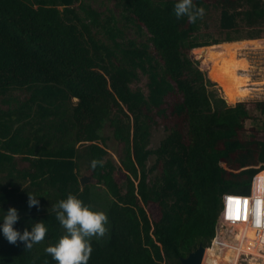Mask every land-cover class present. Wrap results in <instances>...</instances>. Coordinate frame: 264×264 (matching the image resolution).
I'll return each mask as SVG.
<instances>
[{"label":"trees","instance_id":"16d2710c","mask_svg":"<svg viewBox=\"0 0 264 264\" xmlns=\"http://www.w3.org/2000/svg\"><path fill=\"white\" fill-rule=\"evenodd\" d=\"M113 1L100 11L83 0H0V264H57L45 249L65 234L53 206L69 194L108 216L88 264H182L199 244L202 264H233L210 246L222 196L248 193L264 170V124L246 127L264 118V100L228 104L252 95L241 74L250 64L239 56L235 72L234 49L261 47L239 40L264 38V0H193L204 10L195 22L176 17L179 0ZM214 14L223 38L208 32ZM205 46L200 68L191 51ZM160 125L166 136L151 148ZM93 159L104 166L93 170ZM82 169L96 183L82 187ZM11 207L21 233L44 221L42 242L8 243Z\"/></svg>","mask_w":264,"mask_h":264},{"label":"clouds","instance_id":"9594fccd","mask_svg":"<svg viewBox=\"0 0 264 264\" xmlns=\"http://www.w3.org/2000/svg\"><path fill=\"white\" fill-rule=\"evenodd\" d=\"M175 15L179 19L185 15L190 22H195L198 16H202L204 10L196 8L193 0H179L175 5ZM91 168L95 170L98 166H104L103 159H93ZM39 205L37 196L28 193V207ZM53 210L56 219L65 229L58 243L55 246H48L45 251L51 255L57 264H88L91 253L92 237H104L108 229V216L103 211L92 210L91 205H85L82 200L75 195L69 194L66 199L60 200ZM19 220L18 210L14 207L8 209L3 218L2 232L9 244L22 242L26 249H31L33 244L44 240L48 231L44 221L36 222L32 225L31 231L27 228L21 233L14 228Z\"/></svg>","mask_w":264,"mask_h":264},{"label":"built area","instance_id":"2783aa9c","mask_svg":"<svg viewBox=\"0 0 264 264\" xmlns=\"http://www.w3.org/2000/svg\"><path fill=\"white\" fill-rule=\"evenodd\" d=\"M250 231L254 233V239L249 238ZM234 233L236 236L232 237ZM214 245L225 252L236 253L239 262L240 259H249L254 264H264V170L253 176L248 193L222 196L210 247Z\"/></svg>","mask_w":264,"mask_h":264},{"label":"rangeland","instance_id":"374dc122","mask_svg":"<svg viewBox=\"0 0 264 264\" xmlns=\"http://www.w3.org/2000/svg\"><path fill=\"white\" fill-rule=\"evenodd\" d=\"M83 1L88 2L94 8H96L100 11H107V9H114V3H115L113 0H83ZM75 6L77 7L78 4L75 3ZM207 20L209 23L208 32H210L213 35H216V37L223 38L224 35H218V33H217V15L214 14V15L210 16ZM241 34H243V35L246 34V30H244ZM261 44L264 45V43H261ZM251 46H252L251 44L246 43L243 50H239V56L247 58V60L249 61V64H250L249 70L250 71L253 70L252 71L253 74L252 73H249V74L253 75L255 78L256 77H263L261 75H264V55H263L264 49H255V47H251ZM238 48H240V47H238ZM218 49H221V47H218ZM236 50H237V48L234 49V51H236ZM191 55H193V50L191 51ZM200 65H201V62L199 63V67H200ZM203 68L205 70V67H203ZM204 72L206 73V71H204ZM206 75H207V73H206ZM146 82H147V80L145 78H142L140 83H139V86H141L145 91H146ZM220 83L221 82L215 83L214 88H216L218 93L222 97H224L222 89L220 87L221 86ZM262 94L253 93L252 95H249L248 97L241 98V100H238L235 103H228V104L233 106L238 102L251 103V102H254L256 100H264V95H262ZM167 100H169L171 103L174 100V98L167 99ZM259 114H260V112H259ZM258 123L259 124H257V122L248 121L246 123V127L248 129H251L253 124L254 125L256 124L257 126H263L264 118L262 116L260 117ZM106 136L108 137L107 148L109 149L110 155L115 160V162L118 163L117 144L112 137V133L109 130L106 131ZM165 136H166V129L163 125H160V126L154 128L152 138H151L150 147L151 148L158 147L160 142L162 141V139H164ZM261 136L264 137V133H262ZM153 160H154L153 158L150 159L149 165H151L153 163ZM222 165L226 166L225 164H222ZM256 166H259V165L257 164ZM81 174H82V176H87V177L91 176V172L86 170V169H82ZM117 177L119 180H124L125 179L124 172H118ZM90 183H96V181L92 178H89L88 183H86V184H90ZM144 206H145L146 211H147L149 217L151 218V220H154L155 218H157L158 211L154 205H144ZM249 236H250L249 237L250 239H254V233L252 231H250ZM224 253L225 254H223V256H222L224 261H230L231 260V261H233V264H240V263L241 264H254V263H252V260H249V259H240V262H239V258H237V254L231 250H229L227 252L224 251ZM219 264H224V263L219 262Z\"/></svg>","mask_w":264,"mask_h":264},{"label":"water","instance_id":"95a60500","mask_svg":"<svg viewBox=\"0 0 264 264\" xmlns=\"http://www.w3.org/2000/svg\"><path fill=\"white\" fill-rule=\"evenodd\" d=\"M205 47H200V48H195L193 49V55L195 59L200 63L203 59V56L206 53V48ZM89 178L91 176H83L80 178V183L81 186H85L86 183H88ZM206 247L203 244H199V246L192 252H190L186 257L181 258V263L182 264H202L203 258H204V253H205Z\"/></svg>","mask_w":264,"mask_h":264},{"label":"crops","instance_id":"0c3cea01","mask_svg":"<svg viewBox=\"0 0 264 264\" xmlns=\"http://www.w3.org/2000/svg\"><path fill=\"white\" fill-rule=\"evenodd\" d=\"M239 41H257V42H260L261 47H255V49H264V45L261 44V43H264V39L263 38H261V39H242V40H239ZM251 47H253V46H251ZM243 48L244 47L237 48V50L234 52V56H235V72H237V63H236V61L238 60V57H239V50H243ZM263 55H264V53H263ZM249 68H250V66H249ZM249 68L244 73H241V71H240V73L241 74H245L248 77V79H249L248 84H250L249 86H250L251 94H253V93L262 94L263 93L262 95H264V75H261L263 77H256L255 78L253 75L249 74V73H252V71H253V70L250 71ZM221 89H222V87H221Z\"/></svg>","mask_w":264,"mask_h":264}]
</instances>
